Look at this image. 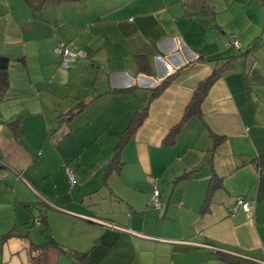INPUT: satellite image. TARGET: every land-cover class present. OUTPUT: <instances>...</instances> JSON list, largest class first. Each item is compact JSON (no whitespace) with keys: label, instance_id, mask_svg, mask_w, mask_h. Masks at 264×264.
<instances>
[{"label":"crops","instance_id":"obj_1","mask_svg":"<svg viewBox=\"0 0 264 264\" xmlns=\"http://www.w3.org/2000/svg\"><path fill=\"white\" fill-rule=\"evenodd\" d=\"M204 3L214 6L208 0H0V56L10 59V86L0 99V183L11 175L33 192L0 195L2 224L11 212L15 217L0 230V236L14 230L0 237V264H67L51 244H61L56 239L63 235L51 227L49 213L75 229L77 244L61 245L89 251L94 264H225L219 251L242 258L238 264H264V175L256 165L264 159V48L239 58L211 86L202 119L192 117L175 144H163L212 71L196 58L227 57L236 49L225 44L215 17L204 18ZM61 43L84 55L65 68L55 51ZM142 54L150 57L149 74L134 59ZM177 69V79L149 102L123 150L121 171L109 177L115 190L99 192L133 112ZM134 84L133 93L109 92ZM94 97L83 112L63 118ZM17 117L22 126L14 138L7 122ZM214 135L223 140L213 150ZM187 173L188 179L177 178ZM212 175L222 186L202 211ZM155 189L160 209L151 204ZM239 196L253 203L250 213L231 210Z\"/></svg>","mask_w":264,"mask_h":264},{"label":"trees","instance_id":"obj_2","mask_svg":"<svg viewBox=\"0 0 264 264\" xmlns=\"http://www.w3.org/2000/svg\"><path fill=\"white\" fill-rule=\"evenodd\" d=\"M26 1L30 2L32 0H26ZM262 1L264 2V0H262ZM201 13L204 16V18L209 19V18L215 17L216 11L214 9V6H211L207 3H204L202 8H201ZM204 22H208V20L204 19ZM227 42H228V40L226 41V44H227ZM227 45H232L233 47L238 48V49L240 47L239 41H238V46H234L233 44H227ZM59 46H61L62 50L70 49L73 52H75L76 53V59L78 57L84 55L83 53H81V51H78L77 49H74L65 43H61ZM257 47H258V41H254L246 51L241 52L240 54H237V55H230L227 57H220V58L208 59V60L204 59L202 56H198L196 58L197 61L211 63L212 64L211 65L212 71L210 72V74L208 76H206L204 79L199 81L198 84L196 85V87L194 88L192 96H191L189 102L187 103V105L185 106V109L183 111V114H182L180 121L176 125L171 127L168 134L164 138V140H163L164 145L175 144V139H176L177 135L181 132L182 128L184 127V124L187 121H189L192 117H197L199 119H202L201 105H202L204 98L208 94V91L210 90L211 86L214 84V82L216 80H218L220 77H222L226 72L234 69V67L236 65V61L239 58H244V56H246L248 54H254L255 50H257ZM134 59H135L136 64L138 66V70H140L141 72H143L145 74H149V72L151 70L150 57L146 54H144V55L142 54V55H135ZM9 63H10L9 58L4 57V56H0V99L6 94V92L9 89V86H10V81H9V77H8ZM64 67L67 68L69 66L67 64V66H64ZM96 68L97 67H95V69ZM180 70L181 69H177L174 73H170L164 79H162L156 86L151 88L148 101L145 103L144 106H142L141 108H137L133 112V115H132L130 122L124 128V130L121 133L120 138L118 139V141L115 143V145L112 148V155H111L107 165L105 166L103 173H102V176H101V186L106 185L104 187H108V179L112 175V173L115 172L118 174L121 171V168L123 166V158H122L123 150L127 146V144L129 143V141L133 138L137 129L144 122V120L147 116L149 102L152 99H154L155 97H157L159 94H161L174 80L177 79V77L180 74ZM137 88L138 87L136 86V84H134L132 86L122 88V89L111 88L109 90V92H111L113 94H124V93H128V92L133 93ZM95 98L96 97H94L90 101L89 100L88 101H84V100L78 101L73 107H71V109H69L63 115V118H65L66 116H68L69 118L77 116L78 114L83 112L85 110V108L87 107V105L90 102H92ZM63 118L60 120V124L58 125L57 129L61 126V123L64 121ZM21 120H22L21 117H17L15 119L7 122V126L10 129L14 138L20 137V129L22 126ZM65 134L67 136L70 133H69V131H67ZM222 140H223L222 136L214 135V138H213L214 142H213L212 149L214 150L215 147ZM253 161L257 162V160H255V159ZM259 164H262V165H259ZM256 165L258 166V168L260 170V173L258 172V174L264 175V173H262V172H264L263 171L264 159L262 160V162H257ZM3 166H4V164L0 159V170L3 168ZM69 173H71V172L69 171ZM177 178L188 179L189 173L182 174L181 176H179ZM221 186H222L221 180L216 175H212L209 178L207 191H206V194L204 196L202 206H201L202 211H209L210 204L212 202L213 194H214L215 190H217ZM109 193H112V192L110 191ZM239 197L245 199L242 196H239ZM115 199L119 201V199H117V198H115ZM233 205H232V208H233ZM232 208H231V210H232ZM35 219H36V217L30 221L31 225L33 224ZM35 223H36V221H35ZM12 234H14L13 229L9 230L7 233L3 234L0 237L2 239H7ZM51 244L55 245L56 248L60 252L64 253L68 259H70L72 262H74L76 264H94L89 258V251H77V250L68 249L65 246L58 244V243H55V242H53ZM217 253H218V257L225 264H238L239 262L243 261L242 258H240L236 255H233L231 253H226V252H222V251H219ZM248 262L250 264H256V263H253L250 261H248Z\"/></svg>","mask_w":264,"mask_h":264},{"label":"rangeland","instance_id":"obj_3","mask_svg":"<svg viewBox=\"0 0 264 264\" xmlns=\"http://www.w3.org/2000/svg\"><path fill=\"white\" fill-rule=\"evenodd\" d=\"M205 1L207 2V0ZM208 2L214 5V9L216 11L215 19L212 20L213 25L218 24L219 26H221L220 33L225 31V34L221 35L222 38L225 37V39L228 38L229 40L231 39V37L234 36V35H230V33H233L236 34L237 40L240 42V48L239 49L236 48L235 52L232 53L233 55H237L240 54L241 52L246 51L254 41H258L257 50L264 48V2L262 0H208ZM222 45L224 46V42H222ZM231 47L233 48V46H230V48ZM229 55H231V53ZM68 140L69 139H66L64 143ZM86 150L89 149H85L82 152V154H84V152L86 153ZM73 163L75 164L76 161H74ZM83 168L88 173H91L90 178L88 179H90L91 184L94 183L93 181L95 177L93 176L92 173L93 171L89 170L90 164L83 165ZM71 183H73V181H71ZM21 184L22 183L20 180L15 181L14 177L10 175L4 183H0V195L4 193L5 194L21 193V192H17L19 190L25 191L26 193H31L30 195H32L33 192L27 186L25 185L22 186ZM100 184L98 185V187L100 186ZM110 185L111 184L108 183V187H104L106 185L100 186L101 188L99 189V192L104 191L109 193L111 191V188L113 187L112 185H111L112 187ZM92 193H98V192H92ZM16 206L19 209L23 208V206L19 204H17ZM12 214L13 213L11 212L9 217L6 218L9 219V223L2 224V218H0L1 220L0 230L1 228L7 227L11 223H13L12 221L13 218L15 217L12 216ZM21 217L22 215L19 214L17 217L18 222H20ZM49 218H50L51 227L54 226L56 231L63 235V239H61L63 242L56 239L58 242H60L61 244L67 247H70L67 243H65L68 241H71L75 245L77 244V241L75 239L76 238L75 229H72L70 224L67 221H64L59 213H49ZM33 224L35 227L33 231H30V233L34 234L39 231L38 230L39 227L37 226L38 225L37 222ZM29 229L27 231H29ZM41 239L42 241L47 242V239L43 238L42 236ZM61 255H62L61 259L65 260L67 264H76L71 260H69L68 258H66L63 254ZM60 264H65V263L62 261Z\"/></svg>","mask_w":264,"mask_h":264},{"label":"built area","instance_id":"obj_4","mask_svg":"<svg viewBox=\"0 0 264 264\" xmlns=\"http://www.w3.org/2000/svg\"><path fill=\"white\" fill-rule=\"evenodd\" d=\"M228 44H233L234 46H238V41H237V39H235V37H231ZM55 51L57 53H60L63 56L62 60H61V64L63 66H67L69 61H73L76 59V53L70 49L62 50L61 46H59V47H56ZM263 171H264V166H263ZM258 172L260 173L259 168H258ZM262 173H264V172H262ZM68 174H69L68 178L70 180H73V175L71 173H68ZM158 193H159V190L155 189L154 190V197H153L152 202H151L153 207L156 209H160V201L158 198ZM233 204H234L233 208H232L233 211L242 210L245 213H250L252 211V208H253L252 202H249V201H247L241 197H238Z\"/></svg>","mask_w":264,"mask_h":264},{"label":"bare ground","instance_id":"obj_5","mask_svg":"<svg viewBox=\"0 0 264 264\" xmlns=\"http://www.w3.org/2000/svg\"><path fill=\"white\" fill-rule=\"evenodd\" d=\"M229 41H230V40H228L227 44L229 43ZM227 44H226V45H227Z\"/></svg>","mask_w":264,"mask_h":264}]
</instances>
